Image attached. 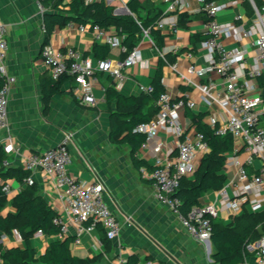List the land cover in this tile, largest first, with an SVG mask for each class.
<instances>
[{
    "label": "crops",
    "instance_id": "1",
    "mask_svg": "<svg viewBox=\"0 0 264 264\" xmlns=\"http://www.w3.org/2000/svg\"><path fill=\"white\" fill-rule=\"evenodd\" d=\"M129 1L131 0H104L107 5L115 6V15H125V12L129 14ZM237 1V6L218 14L217 20L220 23H231L237 13L243 15L241 23L245 27L251 23L252 3L250 0ZM137 2L142 6L138 8V16L142 19L151 17L154 11L158 10L163 14L166 6L165 0ZM252 2L254 3L253 0ZM259 2L264 4V0ZM186 6V11L181 13L187 16V22L183 26H176L175 31L168 25L159 29L163 36L160 48L150 35V38L141 37L135 46L138 61L125 72V79L116 90L125 98L140 96L143 89L150 87L161 59L159 52H164L166 62L163 61L161 77L163 88L172 98H191L196 102L194 109H185L180 113L181 125L184 127L192 120L191 114L201 117L208 125L213 117L217 118L218 123H222V110L216 105L205 107L200 101V91L196 87L213 82L218 90H222V77L210 72L201 76L189 75L187 72L190 66H194L196 70L205 67L207 55L197 51L200 38L205 34V15L188 12L197 7L195 0H188ZM55 12L44 7L43 0H0V20L8 28L6 65L8 72L15 77L7 107L8 128L0 131V153L3 154V160L8 162L4 168L10 170V175L4 181L0 180V185L7 183L10 186V193L5 196L7 204L3 207L2 215L5 217L15 212L13 199L29 186L26 178L20 182L14 173L19 168L22 169L23 158L30 153L56 147L64 135L70 132L73 135L69 144L72 155L70 174L82 184L98 182L104 186L105 201L118 219L121 231L116 240L109 241L99 223L92 224L88 221L78 242H75L76 228L70 223L67 233L62 237L34 233L29 238V244L35 250V257L42 255L54 238L64 240L66 237L71 239L69 248L73 256L80 259L101 256L93 264H112L118 258L126 263L131 256H136L139 263L152 261L154 264H214L211 258L214 250L211 242L208 247L206 241L201 242L193 238L171 211L156 201L152 181L141 179L138 170L132 165L129 146L117 144L109 139L110 116L111 111L115 109V103L108 107L105 101V89L113 86V80L108 74H96L94 106H86L76 99L73 93L74 83L69 76L60 79V92L53 95L47 104L43 102L40 80L50 75L40 55L44 46L42 17L45 13ZM70 24L55 28L47 44L61 53L69 48L74 49L95 63L98 59L92 53V48L94 44L100 43L95 41L90 31L80 32L79 25ZM106 30L122 42V37L117 34L115 27L111 26ZM221 42L230 49H246V67L243 71L244 74L247 73L255 55L253 38L237 41L234 36H230L222 38ZM173 47L177 49L176 53L172 52ZM123 57L124 53L120 49L110 48L106 59L118 62ZM174 63L177 65L176 70L172 69ZM180 74L187 76L192 83L182 80ZM242 81H245L243 77ZM254 83L255 88L251 95L264 96V75ZM260 127L264 129V118L260 121ZM194 130L195 127L191 125L185 132ZM7 135L12 138L18 152L12 151L11 144L9 146L5 142ZM158 137L163 143L160 149L155 150V143L151 142L146 148L140 147L136 153V157L145 163L143 167L148 171L153 169L156 157L164 162L174 160L177 155L176 140L172 134L161 131ZM234 143L237 151L235 154L231 152L226 155L227 162L223 168L225 185L236 174V168L229 164V160L234 158L243 163L246 159L239 142ZM201 158H196L195 167ZM255 166L256 164L247 166L246 169L253 173ZM28 177L33 180L30 186L34 187L36 193L68 222L62 192L55 187L52 179L40 171L29 174ZM217 192L206 193L200 199V205L216 202ZM263 210L264 207L259 211L249 212L258 213ZM234 217L221 213L215 219L228 224ZM5 236L2 244L4 248L25 246V241L15 229ZM106 241H109L107 252L104 245ZM242 264H257L256 256L248 254Z\"/></svg>",
    "mask_w": 264,
    "mask_h": 264
},
{
    "label": "built area",
    "instance_id": "2",
    "mask_svg": "<svg viewBox=\"0 0 264 264\" xmlns=\"http://www.w3.org/2000/svg\"><path fill=\"white\" fill-rule=\"evenodd\" d=\"M82 1L85 4L96 2V0ZM187 1L165 0L166 6L162 17L156 24L157 29L168 25L171 30L175 31L178 16L186 11ZM195 1L197 7L194 10H188V12L205 15V39L198 44L197 51L207 55V63L205 67L198 70L194 66H190L187 72L189 75L195 76L210 72L222 77V90H218L213 82L196 86L200 91V101L207 108L216 105L222 110L224 121L218 123L217 118L213 117L210 119L209 125L212 129L216 128L217 134H231L233 140L239 142L246 159L243 163L234 158L229 160V164L235 166L236 174L217 192L216 202L195 207L186 216H183L179 209L180 200L174 196V192L180 178L188 176L194 171L196 158L203 157L209 151L208 144L204 141L202 134L195 130L185 132L192 125L191 121L184 127L180 123V113L185 109H194L196 102L191 98H172L167 91H164L157 100V113L150 121L136 125L132 131L145 136V141L141 144L142 148H146L151 142H154L155 150L163 146L158 137L159 132L163 131L174 136L177 151L175 159L163 162L156 157L151 171L142 166L138 172L141 179L152 181L156 201L167 207L193 238L205 242L210 239V218L215 219L221 213L234 217L244 210L256 212L264 207V129L260 127V121L264 118V96L262 94L251 95L255 88V80L264 75V4L258 8L250 0L253 17L251 23L245 27L241 23L243 15L240 13L235 14L231 23H220L217 20L220 12L237 6V0ZM78 30L80 32L88 30L96 42L126 53V49L118 39L98 25L92 27L79 25ZM7 31L6 24L0 20V131L8 128L7 107L11 86L15 83V77L8 72L6 65ZM143 36L149 37L148 31L144 30ZM230 36H234L237 41L253 38L255 55L253 64L248 67L245 74L243 69L246 67V49H230L221 42L222 38ZM172 52L176 53L177 49L173 47ZM40 55L53 80L58 81L66 76L72 78L73 93L76 99L86 106L96 104L93 89L97 73L108 74L116 89L123 83L125 72L138 61L136 47L118 62L103 59L93 63L91 59L83 57L74 49L69 48L61 53L52 49L48 44L42 47ZM159 55L166 62L165 53L159 52ZM172 69H177L175 63L172 64ZM241 77L245 81L241 82ZM180 78L189 84L192 83L187 76L180 74ZM147 91H151V88L143 89V92ZM72 138L73 135L69 132L64 135L56 147L28 154L21 162L22 169L28 174L39 171L44 173L62 192L64 212L68 222L59 214L53 218V224L59 227V237L67 233L70 223L76 228L75 242H78L79 237L86 229V222L90 221L92 224L99 223L102 226L107 240H116L119 237L121 225L105 201L104 186L98 182L82 184L69 172V167L72 164L69 144ZM5 142L9 146L11 144L12 151H19L9 135L5 137ZM236 151L235 149L233 153L235 154ZM254 164H256L254 172L249 173L246 169L247 166H254ZM1 165L7 167L8 162L3 160ZM26 182L29 185L33 184L30 177ZM2 192L5 196L9 195V184L2 185ZM128 221L130 222V219ZM41 233V231L36 232L38 235ZM5 235L0 236L1 245L5 241ZM245 250L248 254L256 256L257 264H264V234L247 244ZM112 264H125V261L118 258ZM139 264L154 263L145 261Z\"/></svg>",
    "mask_w": 264,
    "mask_h": 264
},
{
    "label": "trees",
    "instance_id": "3",
    "mask_svg": "<svg viewBox=\"0 0 264 264\" xmlns=\"http://www.w3.org/2000/svg\"><path fill=\"white\" fill-rule=\"evenodd\" d=\"M257 7H261L259 0H253ZM43 6L56 11L45 13L42 17L44 45H47L55 28H63L70 23L83 26L98 25L108 29L113 26L122 37L121 45L126 49L123 59L136 46L143 36V31H148L158 48L162 46L163 36L156 24L162 17V11H154V15L142 19L138 16V8L142 7L137 0L129 1L127 8L129 14L115 15V6L107 5L104 0L92 4H85L82 0H43ZM187 16L180 14L177 26H183ZM205 39V35L200 41ZM110 48L105 44H94L92 53L98 60L106 59ZM122 59V60H123ZM163 60L159 59L157 72L153 78L151 91L143 92L138 97L125 98L121 96L114 86L105 89V101L108 107L114 102L115 109L111 111L109 139L117 144H126L131 150V162L138 170L145 163L136 157V153L145 141V136L134 133L133 128L139 123H146L157 113V100L165 91L161 84ZM263 76L260 77L262 79ZM43 102L47 104L51 97L60 92L61 81L53 80L51 76L40 80ZM192 126L195 131L203 135L208 144L209 151L200 159L197 167L190 176H183L178 182L174 196L180 200L179 209L186 216L193 208L200 206V199L208 192L219 191L226 183L223 168L227 162L226 155L235 150L234 140L229 133L220 135L216 128L212 129L201 117L191 114ZM3 154L0 153V180L4 181L10 170L1 167ZM21 182L28 178V172L19 168L14 172ZM250 173V172H249ZM7 199L0 185V236L8 234L15 229L25 241L23 248H4L0 244V260L3 264H93L96 259H80L71 254L69 244L71 239L63 240L54 238L46 251L35 257V250L29 244V238L36 232L56 237L59 227L53 224L57 215L43 197L36 193L33 186H28L25 191L18 194L12 201L15 212L3 216V207ZM210 242L213 247L212 260L214 264H242L248 255L245 247L250 242L264 234V210L251 213L244 210L235 216L230 223L210 218ZM105 252L109 241L105 242ZM139 259L131 256L125 264H138Z\"/></svg>",
    "mask_w": 264,
    "mask_h": 264
},
{
    "label": "water",
    "instance_id": "4",
    "mask_svg": "<svg viewBox=\"0 0 264 264\" xmlns=\"http://www.w3.org/2000/svg\"><path fill=\"white\" fill-rule=\"evenodd\" d=\"M128 12H125V14H127ZM147 180H150V179H147ZM64 240H67V238L65 237ZM208 247L210 246V239L206 241Z\"/></svg>",
    "mask_w": 264,
    "mask_h": 264
}]
</instances>
